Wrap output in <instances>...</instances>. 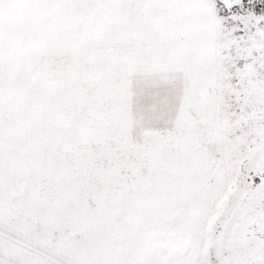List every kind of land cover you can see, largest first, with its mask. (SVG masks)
Segmentation results:
<instances>
[{
  "label": "snow or ice",
  "instance_id": "6c2138e0",
  "mask_svg": "<svg viewBox=\"0 0 264 264\" xmlns=\"http://www.w3.org/2000/svg\"><path fill=\"white\" fill-rule=\"evenodd\" d=\"M0 264H264V0H0Z\"/></svg>",
  "mask_w": 264,
  "mask_h": 264
}]
</instances>
